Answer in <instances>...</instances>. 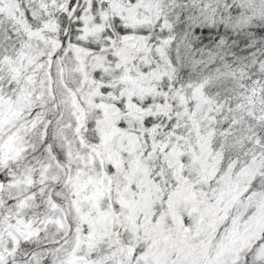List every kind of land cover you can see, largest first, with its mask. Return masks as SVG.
<instances>
[{"label": "snow or ice", "instance_id": "6c2138e0", "mask_svg": "<svg viewBox=\"0 0 264 264\" xmlns=\"http://www.w3.org/2000/svg\"><path fill=\"white\" fill-rule=\"evenodd\" d=\"M0 264H264V0H0Z\"/></svg>", "mask_w": 264, "mask_h": 264}]
</instances>
